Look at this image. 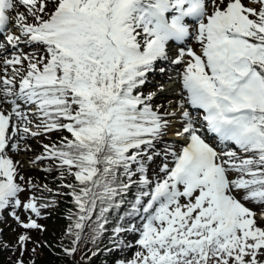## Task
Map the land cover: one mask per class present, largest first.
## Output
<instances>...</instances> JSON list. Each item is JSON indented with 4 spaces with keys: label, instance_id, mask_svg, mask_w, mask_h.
Returning a JSON list of instances; mask_svg holds the SVG:
<instances>
[{
    "label": "snow or ice",
    "instance_id": "snow-or-ice-1",
    "mask_svg": "<svg viewBox=\"0 0 264 264\" xmlns=\"http://www.w3.org/2000/svg\"><path fill=\"white\" fill-rule=\"evenodd\" d=\"M169 66L164 108L143 87ZM53 135L27 163L54 165L75 206L64 256L123 210L111 242L135 251L117 264H264V0H0V213L24 230L15 264L56 206L43 193H61L12 154Z\"/></svg>",
    "mask_w": 264,
    "mask_h": 264
},
{
    "label": "rangeland",
    "instance_id": "rangeland-1",
    "mask_svg": "<svg viewBox=\"0 0 264 264\" xmlns=\"http://www.w3.org/2000/svg\"><path fill=\"white\" fill-rule=\"evenodd\" d=\"M23 11V9H21ZM171 72H173V68L171 66L168 67L167 72L155 74V76H152L153 78L148 77V81L143 87V91L147 94L149 92H155L156 95L153 99V104L157 105H164V108L169 107V101L176 99L175 92L172 91L175 85H173L169 79L170 76H175L176 72L171 75ZM167 78L166 81L163 79ZM161 80V82H160ZM163 88V91H159L158 89ZM174 106V105H173ZM164 109L162 108L161 111ZM171 137V136H169ZM59 136L53 135L51 139L47 137H37V138H30L28 140V143L31 145V152H29L27 155L24 154H12L13 158L16 160H20L22 162H25V166L21 169V174L24 175L25 179H31L32 182L38 186L47 185L48 188H51L55 191H60L61 195L59 196H53L51 193L44 192L43 195L45 197H49L50 199H55L56 206L53 209H48L43 212L44 215H46V224H43L45 231L38 232V231H32L30 233L32 243H29L27 248L28 250L25 252L24 256L22 257L24 260V264H31V262L34 260L37 251L35 254L32 252V248L35 246V242H44L49 247H44L46 250H56V253H58V257H61L60 249L61 247H65L67 243V238L64 237V232L66 227L69 224L68 215L70 212H75V206L73 205L71 201V197L63 195L64 192H66V189L59 188V185L61 181L58 179L59 173L54 169V165L49 163L48 161L41 162L40 164L36 166H32L30 163H27L30 159L34 158L37 155H40L43 152V145L44 144H50L55 140H58ZM166 139V137H165ZM167 140V139H166ZM159 162V158L157 159V163ZM53 168L52 172H45L42 169L44 168ZM65 182H71L69 179ZM37 196L41 195V192L38 190L35 192ZM32 195L30 192H25L21 194V199L26 200L28 196ZM131 197V194L129 195ZM12 209H6L3 213H0V264H15V261L17 258H19V251L16 248L17 238L20 234H23L24 230L19 227V225L16 223V221L11 216ZM18 214L20 215L21 219H26V213H24L22 210H17ZM52 217H55L54 220H50ZM119 217V216H118ZM117 218H114L113 226L115 227L117 223H119V220ZM39 223V221H38ZM107 231L104 233L106 235L102 240V242H110V245L112 247H115L114 244L111 242L112 240V226H106ZM89 233L91 232V229H88ZM126 234V233H124ZM138 235V234H137ZM122 236H124L122 234ZM121 236V237H122ZM134 244V242H129ZM128 244V243H127ZM7 245V247H5ZM97 245H93L90 241V244L87 245L85 242H83L80 246V250L77 252L76 256L73 258L74 261H82L81 257L84 256L85 253L88 254V256H91V252L89 249L97 250ZM12 247H15V256H13L14 260L8 261L7 258L9 256L12 257L14 250ZM124 249V248H123ZM131 250V248H130ZM115 251V250H113ZM99 252V251H98ZM102 254H109V253H101L93 258H96ZM134 255V252L132 254H127L126 250L122 252V254H114L112 257L115 262H118L120 260H129ZM12 258V259H13ZM42 262L41 264H53L51 260L48 258H44L42 256ZM84 260L87 261V256H84ZM111 264V262H110Z\"/></svg>",
    "mask_w": 264,
    "mask_h": 264
},
{
    "label": "trees",
    "instance_id": "trees-1",
    "mask_svg": "<svg viewBox=\"0 0 264 264\" xmlns=\"http://www.w3.org/2000/svg\"><path fill=\"white\" fill-rule=\"evenodd\" d=\"M129 199H131L130 196H129ZM123 214H124L123 210H121V211H113L110 214V216H109V223L106 226L108 227L110 225V226L114 227L113 226V223L115 222L114 218H117L118 216H121ZM54 218L55 217H52L50 220H54ZM38 221L42 225L46 224V215L43 214V218L38 219ZM88 233H89V231H88ZM123 235L124 236H122L121 239L124 241L125 244H127V243L129 244V242H132V241L135 242V240L137 238V234H133V233H126V234H123ZM105 236L106 235H103L101 237V239H103ZM84 242L87 245L90 244V240L88 238V234L85 235ZM67 243L68 244H66L65 246H70V244H71L70 239H67ZM97 244H98L97 245V250L99 252H101V253L105 252V253H109V254H107V255L102 254V255L99 256V258L98 257H96V258L92 257V259L90 261H88V264H110V262H111V264H117V262H115L113 260V258H112L114 256V254L120 255V254H122L124 249L126 250L127 254H132L135 251V248H131V250H130V248H128V247H124V249L123 248L112 247L110 245L109 241L108 242H102V240H98ZM12 249L14 250V253H13L12 257L9 256L7 258L8 261L14 260L13 256H15V251H17V250H15V247H12ZM108 249H112V251H108ZM113 250H115V251H113ZM36 251L38 253L36 254V256H35V258L33 260V261H35V264H41L40 261L42 262V259H41L42 256L44 258H48L49 260H51L53 264H84L83 261H74L73 258L66 257L62 253H60L61 257H58V253H56V250H54V249L49 251V250H46L44 247H37Z\"/></svg>",
    "mask_w": 264,
    "mask_h": 264
}]
</instances>
